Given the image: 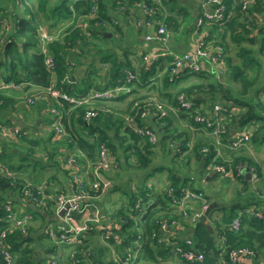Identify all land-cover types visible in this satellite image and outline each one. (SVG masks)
<instances>
[{"label":"trees","instance_id":"16d2710c","mask_svg":"<svg viewBox=\"0 0 264 264\" xmlns=\"http://www.w3.org/2000/svg\"><path fill=\"white\" fill-rule=\"evenodd\" d=\"M136 1H120L119 3L125 6L121 9V12L127 13L130 7L134 8L133 5ZM145 1L151 5L150 0ZM108 2L112 4V8L115 10L120 7L117 0H98L97 12L95 16L87 19V28L83 30L75 26V23L80 19L86 20L85 17L93 5L92 0H0V82H14L18 85L23 84V87L28 86L31 88H47L50 85H54L60 87L64 93L79 98L86 95L90 89L99 90L112 87L119 80L124 81L126 79V70H130L135 74V80L132 83L136 84V87L129 93L115 96L109 100H96L100 101L98 103H102L96 106L106 107L107 111L101 112L97 109L98 113L88 121L84 120V113L90 106L89 102H71L60 97L53 100L54 104L47 106L54 107L61 115L58 122L63 127L65 134L58 141H54L57 145L49 152L47 157L49 164L41 160V155L32 159L34 164L40 163L41 167L51 164L56 166L55 162L58 163L59 160L56 158L62 156V153L57 152L64 148L67 150L77 148L86 153L88 157L95 158L100 143H104L111 154L114 155L115 164H117L116 169L130 164V156H135L137 161L140 162L138 168H141L142 171L137 174V177L135 176V185H129L128 190L125 191L128 195L127 202L121 204L118 208L114 222L108 220V215L104 213L102 208L101 224L95 226L92 231L85 235L84 248L87 250H81L83 247L80 246L77 249V254L86 257L89 264H105L104 259H108L109 264H117L115 259L110 257L108 246L100 241L99 235H101L106 242L112 245L115 257L118 259L125 258L127 250L140 249L141 255L133 264H142L143 262L152 264L158 262V256L163 255L166 251H172L170 247H165L163 241H158L161 233L156 220L162 216H170L179 220L182 217L170 205V198L167 196L165 189L157 191L153 186L149 187L146 183L154 175L155 170L161 171L160 169L165 168L160 165H150L152 158L157 155L159 145H154L137 135L126 123L124 116L133 115L138 124L150 126L146 118L139 115L140 111L133 107L135 101L147 98L145 94H138L140 90L137 85L146 88L151 78L157 75L158 71L164 67L165 71L162 74V81L164 84H169L168 65L171 56L167 55L168 58L165 62H162L160 57L150 65L143 62L138 67L132 64V58L127 54V50H125L122 59L117 60L114 58L110 47H105L95 40V36H98L100 40H105L102 31L105 25H101V23L113 19L106 7ZM222 2L228 10H232V14L227 15L221 21L214 22H216V28L218 24L219 26L221 25L224 32L228 34L229 41L221 39L217 42L222 47L224 46L223 48L227 52L225 57V59H228L227 61H231L229 46L232 45L233 48H238L237 54L241 56L240 64L231 65L228 72L231 79L228 84L223 83V80L221 82L216 80L205 71L197 73L190 72L189 69L181 71V75H196L200 80L186 87H178L179 89L175 93L168 95V101L175 105L176 96L183 93L193 102V108L198 107L201 111H203L200 107L201 105L210 103L213 106L212 103L219 101L223 103L221 106L226 108L224 115L232 129V135L229 138L225 137L226 140L231 142L233 137L246 132L248 135L250 134V138L251 135L252 137L255 135L256 139L264 142V101L257 97V93L254 92L256 87L253 89V94L245 96L250 88L262 81L263 83L260 87L263 89L262 97H264V0H252L250 5L245 8H242L243 0H222ZM113 20L114 23L112 25H115L117 21ZM166 21L167 23L170 21L168 25L173 22L171 18H166ZM39 27H46L50 32L58 31L59 33L57 39L49 43V50L54 57V67L52 69L46 66L45 54L39 48ZM241 41H247L250 46L248 48L238 47L237 45ZM170 50L174 53H181L176 51V49L171 48ZM143 54L139 56L142 57ZM87 56H93L92 58L99 57L101 62L108 63V67L103 72H100L101 65L98 66V69L93 62L86 69L85 75L81 78H76L73 76V67L80 62L81 58ZM248 67L251 71H248ZM251 73H255V76L249 81L248 76ZM237 83H243V89L240 91L242 94L233 88ZM16 88L18 89L19 87ZM148 88L150 87L146 89ZM5 92L0 91V119L4 118L3 122H8L10 120L6 117L8 113L5 112V109L8 103L14 102L15 105L16 99L15 93L8 94V92ZM124 99H128L124 110L112 108L108 104L111 100L121 101ZM44 104H47V100L44 101ZM236 107H239V109H236ZM40 108L41 105L37 106L38 112ZM166 118L168 117L164 119ZM189 122L194 126H201L192 117L189 118ZM33 127L36 128L37 126L33 125ZM26 128L27 126L21 125L19 136H22V138L25 135ZM238 128H242V130L239 131ZM236 131L239 132L235 133ZM167 133L159 136L161 145L166 144ZM204 143L206 142L199 140L194 143L191 149V153L200 164L199 174H196L195 171L194 180L197 179V176L203 170H209L213 162L234 166L241 159L240 163H245V166L255 164L245 155L235 156L232 154L233 160H224L220 157V154H216L215 144ZM36 144H39V141ZM205 145L210 150L202 151V147ZM1 157L0 155V212L3 210V202H19L20 199L18 197L15 199L12 192H16V189L24 186V178L19 179L17 177L18 183L14 184L15 178L6 176L1 170L2 167L12 171L21 170L23 165L9 164L4 158L1 160ZM113 172L114 170L108 173L110 179ZM261 173L259 169L258 177L261 176ZM233 176L242 182L243 190L254 191L251 187L252 180L247 179L245 174H237L234 171ZM199 178H202V176L200 175ZM214 178L216 177L214 176ZM169 184L175 188L176 192H179L183 187L200 190L199 186L197 187L193 184L191 177L186 178L172 172ZM35 185L36 183L33 185V194L37 197H42L46 201V206L50 207L52 201L46 194L48 191L46 187L37 189ZM247 193L250 195L254 194L253 192ZM152 197H154V201L151 204L144 205ZM205 197L207 203L210 204V199L214 198V195L210 194V196L206 195ZM218 199L219 201L214 210L220 209L222 213L216 219L210 218L212 231L199 218L190 224L185 222V225L192 226L194 224V231L191 237L194 246L202 251L206 257L211 255V251L214 254L222 252L224 258L228 260L230 250L238 247L249 248L254 252V257H258V255L264 257V196L258 195L254 199L251 196L249 197L251 203L253 202L257 206L256 209L263 212L262 217L256 216L252 212H244L245 204L249 202L242 204L237 201L229 205L227 200L221 198V196H218ZM138 200L141 201L142 209L135 207ZM201 205V203H197L196 206ZM27 207H29L27 208L28 212L39 215L38 213L40 212L36 213V210H32L33 207L30 204ZM236 216L240 220V228L238 230L232 229L230 224L232 218ZM28 230H26L28 233H21L19 228L11 227L9 223L0 221V233L4 232L5 234L3 243L15 255L18 263L52 264L54 262V264H66L59 255H51L53 250L49 246L41 243L43 234L39 230L38 233H35V236L31 226L28 227ZM106 233L108 234L107 237H105ZM216 236H223L224 242H216ZM42 248L48 249L47 251L49 252H41ZM70 254L71 251H69V259ZM0 264H6L1 254Z\"/></svg>","mask_w":264,"mask_h":264},{"label":"built area","instance_id":"2783aa9c","mask_svg":"<svg viewBox=\"0 0 264 264\" xmlns=\"http://www.w3.org/2000/svg\"><path fill=\"white\" fill-rule=\"evenodd\" d=\"M92 1L93 5L91 6L90 12L85 17L86 20L80 19L75 23V26H78L83 30L87 28V19L95 16L98 9V0ZM117 1L119 3L123 0ZM243 1L242 8L247 7L252 2V0ZM208 2L213 5V9L205 11L197 17L195 23L196 27H199L206 22L211 23L214 21H221L229 15L222 0H208ZM119 4L120 7L124 6V4ZM135 4L139 5V7H141L150 18H154V22L157 25L156 30L152 34L146 35V39L155 40V42L165 44L168 37V31L166 25L161 20L154 17V7L149 5L145 0H137ZM108 23L113 24L114 20L111 19V21L107 22L103 21L101 25L106 26ZM147 24L151 25L152 20L148 19ZM53 33L54 31L50 32L46 27H39L38 29L39 48L41 52L45 54L46 66L50 69L54 67V57L52 52L49 50V43L58 37V35H53ZM223 52L224 48L222 45L200 39L190 51L174 53L170 49L166 48L159 52L152 53L151 57L153 59L151 60H156L160 56H171V60L169 62V77L171 79L178 69L183 66H186L192 72L197 73L201 71L203 67V59H207L212 67H223L225 65ZM134 80L135 74L130 70H126V79L124 81L119 80L118 83L112 87L99 90L90 89L86 95L79 98L64 93L60 87H58L59 90L56 89L57 87L54 85L48 86L47 90H55L53 93V97L55 99L60 97L71 102L88 103L93 99L109 100L120 94L129 93L133 89L134 83L132 82ZM14 84V82H3L0 84V87L11 86L16 88L15 85L18 84ZM46 96V94L44 95L41 92L39 98H46ZM133 107L134 109L137 108L140 111L139 115L145 118L150 114L152 116L164 118L170 113L177 114L179 112H183L188 115V117H192L194 121L198 122L205 129H208L217 141L216 143H220L222 139L219 137L221 135L225 136V133L227 132V121L224 115L226 108H223L219 103L213 104V115L211 118H208L200 110V108H193V102L183 93L176 96L175 105H167L155 98L148 97L146 99L135 101L133 103ZM51 108L52 109L49 115L50 121L46 124V127L54 129L55 135L53 137L54 140H57L62 138L65 133L60 122H58L61 115L54 107ZM97 109L101 112L107 111L106 107H97L96 105L89 106L84 113V120L88 121L91 117L95 116L98 113ZM124 118L137 135L148 140L154 145L157 144L160 135L155 129L150 126L148 127V125L138 124V122L133 118V115L128 114L125 115ZM14 128L15 127L11 130H14ZM14 131L16 134L19 132L17 130ZM249 135L245 132L241 133L237 137H233L231 142L229 141L230 147L233 149L240 148L242 146L247 147V141L250 139ZM205 147L206 146L202 147V151L204 152L209 150V147ZM65 151L67 153L65 157L62 155L58 156L56 159H59L58 163L61 166L65 165L63 168L68 171V175H70L68 177V181H65L68 186L64 187L60 193H55L51 198L48 196V198L52 201L51 207L46 206V201L42 197L40 198L33 194V185H24L23 187L16 189V192L19 195L17 197L32 203L36 210L38 208L46 213L51 212L55 216V221L47 220L45 224L42 225L41 233L56 244L68 246L69 251H71V264H89L86 257H82L77 254V249L81 246L83 247L81 250H87L84 248L86 233L92 231L95 226L101 224L102 222V210L99 201L111 186V179L108 177V173L116 170L117 164H115L114 155L111 154L110 150L104 143L99 144L95 158L88 157L86 153L77 148H73L72 150L66 149ZM41 158L42 161L47 159L44 153L41 155ZM252 166L253 165L245 166V163L240 162L234 164V166L217 162H213L210 165L212 171L220 177L233 176L234 171H236L237 174L251 172L256 175L257 168ZM1 170H3V173L8 177H12L14 175H9V171L12 170L4 167H2ZM47 186H39L36 184L35 188L40 189L41 187ZM27 187H30V189L28 192L24 193L23 189ZM165 190L167 196L170 198V205L174 207L181 214L182 219L189 224L199 218L208 206L204 193L199 189L183 187L179 192H176L175 188L171 184H167ZM195 203H201L202 205L196 206ZM12 205L13 204L8 201L3 202V210L0 212V221L9 223L11 227L19 228L21 233H26V230H28V227L32 224L30 221L32 215L27 216V219H23L22 217L25 212L15 211L12 208ZM135 207L142 209L140 200L136 202ZM144 209L143 205V210ZM62 210L63 213L61 214ZM17 215H19V217ZM255 215L261 217L260 212H256ZM156 222L157 225H159V231L161 233L158 241H163L165 247H170L176 256L193 264L200 263L204 260V253L193 245L190 237H184L182 240L177 237L178 229L182 228L181 220L170 216H162L159 217ZM230 224L232 229L238 230L240 228L239 217H234ZM107 236L108 234L106 233L105 237ZM4 240L5 234L4 232H1L0 254L6 264H20L16 261L15 255L4 245ZM239 256H254V252L246 247L231 249L229 252V261L235 262ZM136 257L137 250H128L125 258L118 259L116 257L115 262L117 264H130L136 259ZM52 264H54V262H52Z\"/></svg>","mask_w":264,"mask_h":264},{"label":"crops","instance_id":"0c3cea01","mask_svg":"<svg viewBox=\"0 0 264 264\" xmlns=\"http://www.w3.org/2000/svg\"><path fill=\"white\" fill-rule=\"evenodd\" d=\"M150 1H151V5H154L157 9V11H156L157 14L155 13L156 15H154V17L156 19L161 20L163 23L165 21V25L167 24L166 28L168 31V37H167L165 44H161V43L159 44L158 42H155V40L146 39V35L152 34L156 30L157 25L154 22V18H150L144 12V10L141 7H139V5L134 4L133 7L135 9L130 7L128 12L126 13V12H121V9L116 8V10H115L114 8H112V4L110 2L106 3L107 10L112 15L111 18L115 19L117 21V23L119 22V24L116 23L115 25H112V24L108 23L102 30L104 33L105 40H100L98 36H95V40L100 42L101 44H103L105 47H107V46L110 47L111 51L114 54V58H116L117 60L122 59L124 57L125 50H127L128 51L127 54L129 55L130 58H132V64L135 67H138L143 62H144V64L150 65L151 63H153V61L157 60V59L151 60V59H153L151 57V54L154 52H159V51L166 49V48H168V49L172 48V49H176V51H178V52H182V51L192 50L194 45L196 44V42L200 39L206 40L208 42H214V43H215V41H220L221 39H223L224 41H229V36L227 33L224 32L221 25L219 26V24H218V27L216 28V26H217V25H215L216 22H211V23L206 22L203 25L196 27L195 23H196L197 17L200 14H202L203 12L210 11L213 9V5L210 2H208V0H150ZM228 11H229V15H231L232 10H228ZM166 18H171L173 20L171 25H168V24H170V21H168V23H167ZM148 19L152 20L151 25L147 24ZM217 23H219V22H217ZM229 48H230L229 54L231 55V59H232V57L234 56V52H233L234 48L232 45H230ZM142 53H144V54L142 57H140L139 55ZM224 54H225V56H224V59H225V57L227 56V52L225 49H224ZM92 57L93 56H87L85 58H81L80 62L73 67V70H72L73 76H75L76 78H81L83 75H85L86 69L88 68V66L93 62H94L93 64H95L98 69H99L98 66L101 65L100 72H103L104 69H106V67H108V63L101 62L99 60V57H97V58H92ZM160 57L159 58L162 60V62H165L166 59L168 58V56H163V57L160 56ZM227 60L228 59H225V65L223 66V68L227 69L226 71H228L232 65L230 63V61H227ZM233 63H236V62H233ZM202 66L203 67H202L201 71H205L207 74L212 75L216 80L221 81V79H217L221 75H216V73H217L216 68L212 67L209 64L207 59L202 60ZM187 69L188 68L186 66H183L182 68L178 69V71L173 75V77L171 79H170V77H168V80L170 81L169 84H164V82L162 81V74L165 71V67L162 68V70H159L157 75L153 76L151 78L150 82L146 85L147 87H150V88L146 89L147 87L142 88L141 86L137 85L138 89L140 90V93H138V94H145L147 96V98L148 97L155 98L162 103L170 105L171 103H169V101H168V98H169L168 95L169 94L175 93L179 89L178 87H182V86L186 87V86H189L192 83L200 80V78H197L196 75H181V71H186ZM190 72H192V71H190ZM187 73H189V71H187ZM193 73H196V72H193ZM213 74H215L217 78ZM134 87H136V84H134L133 88ZM37 88H39V87H36V88L33 87L31 89L36 90ZM186 97L189 98L188 96H186ZM46 100H47V97L44 100H42L41 108L39 109L40 116H39V122H38V123L41 122L40 124H45V126L50 120V117H49L47 109H46L47 106L44 104V101H46ZM127 100L128 99H124L121 101L111 100L108 104L112 108L124 110L126 107V101ZM98 102H100V101H96V100L89 101V105L92 106V105H101L102 104V103H98ZM215 103H220L221 105H223V103H221L219 101L218 102L216 101L212 104H215ZM15 107H16V105H15ZM201 107L203 109L202 112L208 118H211L213 115L211 104L205 103V104L201 105ZM236 109H237V107H236ZM122 115H124V114H122ZM6 117L10 121H8V122L4 121L3 129L5 127L9 126V128L11 130L16 125H18L20 127V130H21V125L28 127L27 120L23 121V119L18 118V117H21V115L18 113L17 107L11 115H6ZM189 118L190 117H188V115H186L183 112H179L177 114L170 113L169 117L165 119L166 121L163 118L152 116L151 114L149 115L148 118H146V120L149 122V125L151 126V128L155 129L160 134V136L162 134L168 132L167 131L168 129L166 127L170 122H172V119H175V122L179 123L180 128H179V131L176 132V134L178 135L177 138H179V136H181V139H180L181 142L177 139H173L172 141H166L165 145H161L159 142V139H158L157 144L159 146H158V151H157V157L162 158L163 152H166V153H169L168 158L167 157L163 158L162 162H165L164 160H168V162H175L176 163L177 161L182 160V159L187 160V162L184 164V169L183 168L182 169L172 168V170L171 169L170 170L160 169L161 171L155 170L154 175L152 176L153 178L151 177V182H150V180L146 181V183H147V185H149V187L153 186L154 189H156L157 185L159 184L162 177H165L167 179V182L169 183V178H170L171 172L177 173L178 175L186 177V178L191 177V181L197 187L198 186L201 187L204 184L210 185V180H212L214 178V176H217L212 171L211 168L209 170H203L200 174L202 176V178H199L200 175H198L197 179H195V180H194V176L192 179V176H190V174H187L185 172V171H187L186 167L188 166V164L191 165L190 167H192V165L195 164V162H196L197 166L195 167L194 171H196L200 168L199 162L196 161L194 155L191 153L192 146L194 145L195 142H197L199 140H203V142H206L204 144H207V143L209 145L215 144L214 143L215 138L211 134V132L208 131V129H205L202 125L199 127L192 125V123L189 122ZM17 120L22 121L21 124H19L17 122ZM172 124H173V122H172ZM128 125L130 126V124H128ZM198 125H200V124H198ZM163 126L166 128V130L163 128ZM172 128H174V127H172ZM189 130L191 132V136L187 135V134H189ZM229 130H230V132H229V135L227 136L228 138L232 135V129L230 126H229ZM38 132L41 133V131H38ZM238 132L239 131H236L235 133H238ZM186 138H187V140H186ZM58 140H56V141H58ZM209 142H211V143H209ZM219 145L221 146L222 150H221V153H220V150H219V152H217L218 144L217 145L215 144L214 149H215L216 154H220L221 158H223L224 160H227L225 158V156H226L225 150L227 148H228V150L233 149V148L230 147L229 141L226 139H222L221 142L219 143ZM242 148L244 149L246 147L245 146L240 147V149H242ZM63 150H66V149L65 148L61 149L57 153H61ZM238 155L242 156L241 154H237V156ZM231 160H233V157H230V159L228 161H231ZM251 160L255 163V164H253V166H255L257 168V170L259 171L260 166L257 167L258 164H260L259 161L256 159H251ZM188 161H189V163H188ZM240 161H241V159L238 162H240ZM260 162H264V151L262 153V157L260 156ZM235 164H237V163H235ZM59 166H61V165L59 164ZM160 166H164V165L160 164ZM118 170L119 169H116V170H114V172H116ZM162 173H164V174H162ZM204 174H206V175H204ZM257 178L260 179L261 176L260 177L257 176ZM250 180L254 181V178L250 179ZM152 182H153V184H152ZM111 186H112V180H111ZM108 190L104 193V195L100 199L99 204L101 203L103 197H106V193L108 192ZM224 191H226V189H224ZM152 199L154 200V197H152ZM238 202H241V200ZM13 203L16 204V203H20V202H13ZM195 205H197V203H195ZM216 206H217V204H216ZM100 207H101V205H100ZM27 208H29V207H27ZM32 210H34V209L32 208ZM101 210H102V207H101ZM38 211L40 212L38 214L43 216L44 212L41 209L37 208L36 213ZM211 211L207 215L208 221L205 224L210 225L211 231H212V223L210 222V218L216 219L220 215H218V216L216 215V210H213L212 212ZM259 212H260L261 217H262L263 212L261 210H259ZM108 220L113 221V222L115 221L114 217L112 219V218H110V216H108ZM180 220L182 223V228L178 229L177 237L180 240H182L184 237H190L191 238L192 233L194 231V226H193L194 224L192 226L187 225V224L185 225L186 221L184 219H180ZM183 224H184V226H183ZM42 225H44V224H42ZM31 227L33 228L32 224H31ZM39 232L41 233V229H39ZM216 242H221V243L224 242V237L223 236H216ZM138 254H140V249H138V251H137L136 259L130 264H133L139 258ZM205 258H206V260H205ZM152 264H193V263H188V262L184 261L183 259L176 256L172 251H166L163 255L158 256V262L157 263H152ZM194 264H197V263H194ZM198 264H264V257L261 255H258V257L257 256H255V257L254 256H239L235 262H230L229 259L226 260L224 258V254H222V252H220V254L219 253L214 254L213 251H211V255L209 257L204 256V260Z\"/></svg>","mask_w":264,"mask_h":264},{"label":"rangeland","instance_id":"374dc122","mask_svg":"<svg viewBox=\"0 0 264 264\" xmlns=\"http://www.w3.org/2000/svg\"><path fill=\"white\" fill-rule=\"evenodd\" d=\"M151 6L154 7L155 13H156V11H157L156 7L154 5H151ZM123 7H125V6H123ZM123 7L121 6V7H118L117 9H121ZM225 7H226V5H225ZM226 11L229 14L227 7H226ZM164 24H165V22H164ZM53 35H59V33L57 31H54ZM211 43H214V42H211ZM215 43L220 44L217 41H215ZM237 46L248 48L250 46V43H248L247 41H241V43ZM233 52H234V56L232 57L230 63L239 65L241 56L237 54L238 48H234ZM223 54H224V52H223ZM224 56H225V54H224ZM233 62H236V63H233ZM226 70H227L226 68H223L222 66H218L216 68V71H217L216 75H221L217 79H221V81L223 80V83L228 84V81H230L231 78H230V75H228L229 70L228 71H226ZM248 71H251V69L249 67H248ZM254 76H255V73H251L248 76L249 81H251V78ZM2 83L3 82H1L0 84H2ZM262 83H263L262 81L259 83H256L252 88H250L248 90V92L245 94V96L253 94V89L256 87L254 89V92L257 93V97L263 99V101H264V97H262L263 96V89H262V87H260V86H262L261 85ZM15 86L19 87V88L17 89V88L11 87V86L0 87V91H6L5 93L8 92V94L15 93V99H16L15 105L17 107L18 113L21 115V117H18V118L27 120L28 127L26 128L25 135L22 138V136H19L20 127L18 125H16L14 128V130L19 131L16 134L14 130H10L9 126H7L3 129L4 118L0 119V155L2 156L1 160H2V158H4L5 161H7L9 164L23 165L21 170L9 171V175L14 174L13 175V177L15 178L14 184L18 183L17 177H19V179L24 178V180H27V181L23 180L24 185H34L36 183L39 186H47L49 184L46 187V189L48 190L46 194H47V196H49L51 198V197H53V195L55 193L63 190L64 187L68 186L67 182H65V181H68V177L70 175H68V172L66 170H64L63 167H65V165L59 166V164L55 162L56 166H52V164H51V165H45L44 167H41V164L39 162H38L39 164H37V163L34 164L32 158H34V157L38 158L43 153L46 155V158H47L49 156V152H51V149L55 148L57 145V143L54 142L56 140H54V137H53L55 135L54 129L46 127L45 124H40L41 122L38 123L40 113L37 111V106L41 105L42 100L45 99V98H39L40 93L42 92L44 95L45 94L47 95L46 96L47 97L46 106H47V105L54 104L53 100H55V98L53 97V95H54L53 93L55 92V90H47V88H37L36 90H33V89H31V87H28V86L23 87L24 86L23 84H19V85H15ZM233 88L237 89L240 92L243 89V83L242 84L237 83L233 86ZM56 89L59 90L58 87ZM232 90H234V89H232ZM15 105H14V102H12L11 104L8 103L7 107L5 109V112L8 113V115L13 113L16 109ZM237 108L239 109V107H237ZM46 109H47L48 115H50V111L52 108L47 106ZM169 115L170 114H168L167 116L169 117ZM148 117L149 116L147 115L146 118H148ZM17 122L19 124H21L22 121L17 120ZM172 122H173V124H172ZM172 122H170L166 127L168 129L166 141H172L173 139H177L181 142V140H180L181 136H179V138H177L178 135L176 134V132L179 131L180 125H179V123L175 122V119H172ZM33 125H36L37 127L40 126V127L34 128ZM172 127H174V128H172ZM163 128H165V127L163 126ZM166 128H165V130H166ZM238 130L241 131L242 128H238ZM36 131L37 132L41 131V134H38ZM229 132H230L229 125L227 123V132L225 133V136L221 135L219 138L225 139V137H227L229 135ZM187 135L191 136L190 130H189V134H187ZM47 138H49V139H47ZM186 140H187V138H186ZM37 141H39V144H36ZM216 142L217 141L214 139V143L216 145L218 144L217 152H219V150H220V153H221V150H222L221 146L219 145V143H216ZM209 143H211V142H209ZM63 144H66V143H63ZM205 146H206L205 148H208L207 145H205ZM246 146L247 147L244 149L237 148V149L228 150V148H227L225 150V152H226L225 158L227 160H229L230 157H233V155L236 156L237 154H241V155H245L246 157H248L250 159H256L259 161L260 164H258V166H260L259 169L262 172L261 178L260 179L257 178L258 170L256 171V175L254 173L248 172V173H250V176L248 178L249 179L254 178V181H251V187H252V190H254V191L243 190L242 189V182L240 180H238L235 176H226V177L221 178L216 174L217 175V176H215L216 178H213L212 180H210V185L204 184L201 187H199L205 196L206 195L210 196V194L214 195V198L210 199L211 203L214 202L217 204L219 201L218 196H221V198L227 200L229 205H232L233 203L240 201V200H241L242 204L247 203V202L251 203V199L249 200L250 196L253 197V199L256 198L258 195H260L261 197L264 196V162H260V156L262 157V153L264 151V142H261L259 139H256L255 135L253 137L251 135V138L247 141ZM61 153L64 157L67 155L65 150H63ZM168 154L169 153L163 152L162 158L157 157V155L154 156L151 160L150 165H156L157 166V165L161 164V165L165 166L164 169L170 168L171 170H172V168H175V169L176 168H180V169L183 168L184 169V164L187 162L186 159L179 160L176 163L175 162H168V160H164L165 162H162L163 158H166V157L168 158ZM41 160H42V158H41ZM129 160H130V164H126L123 166V168H119L118 171L112 173V176H111L112 186L108 190V192H107L108 194L106 193V197H103V199L100 203L101 207L104 209V213L106 215L110 216L112 219H113V216L115 218V213L117 212L120 205L127 202L128 195L126 194L125 191L128 190L129 185H135L136 180L134 178H135V176L137 177V173H141L140 171H142L141 168H138V166L140 165V162L137 161L135 156L131 155ZM3 162H4V160H3ZM46 162H48V163H46ZM45 163L49 164L50 162L48 159H46ZM188 163H189V161H188ZM190 166L191 165L188 164V166L186 167L187 171H185V172L187 174H190V176H194L193 175L195 173L194 169L197 166V164L195 162V164H193L192 167H190ZM162 174H164V173H162ZM196 174H199L198 170H196ZM204 175H206V174H204ZM130 178H132V179L129 180ZM149 180L151 182V178ZM166 183H168L167 179L165 177H162L159 184L157 185V188H156L157 191H159L161 189H165ZM152 184H153V182H152ZM29 189H30V187H27V188L23 189V192L24 193L28 192ZM224 189H226V191H224ZM247 192H253L254 194L250 195ZM12 193L15 196L14 197L15 199L17 198V196H19L17 192H12ZM237 193H239V194H237ZM19 199H20L19 200L20 203L15 204L12 202V204H13L12 208L18 212L19 211L25 212V214L22 217L23 219H27L26 218L27 216L32 215V219L30 221L33 225L32 231L34 233L33 234L34 236H35V233H38V230L41 229L42 224H45V222L47 220L55 221V216L51 212H47V213L44 212L43 216L33 214L32 212H28V210L26 209L28 204H30L34 210H36V209L34 208L32 203H29V202H27L21 198H19ZM151 202H152V199L149 198L148 201L144 205L150 204ZM249 203L245 204L246 206L244 208V212H247V213L252 212L254 214L256 212H259V210L256 209L257 206H255V203H253V202L251 204H249ZM213 210H214V208L212 209V211ZM101 213H102V211H101ZM221 213H222V210H220V209L216 210L217 216L221 215ZM17 216L19 217V215H17ZM27 231H29V230H27ZM42 236L43 237L41 238V243H45L44 244L45 246H49L50 249L53 250L51 255L57 254L60 257H62L63 261L66 262V264H71V261L69 259V248H68V246L62 245V244H56V243L50 241V239H48L46 236H44V235H42ZM99 239L102 243H105L108 246V250L110 252V257L115 259L116 255H115V252L113 250L112 245L110 243L106 242L104 240V238L101 237V235H99ZM47 250L42 248L41 252H45V253L49 252ZM138 255L140 256L141 254H138ZM104 263L109 264V260L104 259ZM142 264H147V263L143 262Z\"/></svg>","mask_w":264,"mask_h":264},{"label":"water","instance_id":"95a60500","mask_svg":"<svg viewBox=\"0 0 264 264\" xmlns=\"http://www.w3.org/2000/svg\"><path fill=\"white\" fill-rule=\"evenodd\" d=\"M106 34V33H105ZM246 174H245V177L248 179V177L250 176V173H248V172H245ZM216 203H210L208 206H207V208H206V210L200 215V217H199V219L201 220V221H203L204 223H207V215L209 214V212L216 206L215 205ZM67 206V205H66ZM63 213V210L61 211V214ZM207 227L211 230V227H210V225H208L207 224Z\"/></svg>","mask_w":264,"mask_h":264},{"label":"clouds","instance_id":"9594fccd","mask_svg":"<svg viewBox=\"0 0 264 264\" xmlns=\"http://www.w3.org/2000/svg\"><path fill=\"white\" fill-rule=\"evenodd\" d=\"M167 184H169V183H167ZM167 184H166V185H167ZM165 187H166V186H165ZM151 199H152V198H151ZM153 201H154V200L152 199V202H153ZM152 202H151V203H152ZM151 203H150V204H151ZM208 205H209V204H208ZM232 219H233V218H232ZM192 242H193V240H192ZM135 250L138 251V249H135ZM127 251H128V250H127ZM127 251H126V252H127ZM133 251H134V250H133ZM197 264H198V263H197Z\"/></svg>","mask_w":264,"mask_h":264}]
</instances>
